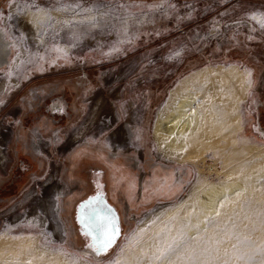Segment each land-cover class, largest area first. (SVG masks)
Here are the masks:
<instances>
[{
	"label": "rangeland",
	"instance_id": "374dc122",
	"mask_svg": "<svg viewBox=\"0 0 264 264\" xmlns=\"http://www.w3.org/2000/svg\"><path fill=\"white\" fill-rule=\"evenodd\" d=\"M3 2L2 152L20 108L5 94L15 92L17 81L45 80L31 87L32 97L38 88L72 95L64 98L67 127L56 136L64 147L47 146L43 163L36 159L20 185L2 193L0 264H158L149 258L180 231L194 238L193 251L176 264H244L237 255L264 248V0ZM220 63L237 64L243 78L224 83L213 97L206 91L200 144L183 155L188 160L162 149L153 128L173 92ZM85 144L100 156L98 166L109 168L110 192L121 206V193L133 202L150 195L123 209L122 234L99 257L78 240L73 220L76 202L92 190L69 168L71 154ZM2 166L0 183L21 173ZM216 185L224 194L201 224L194 219L198 199ZM76 186L83 187L78 194ZM261 259L257 253L253 264Z\"/></svg>",
	"mask_w": 264,
	"mask_h": 264
},
{
	"label": "flooded vegetation",
	"instance_id": "af4514ba",
	"mask_svg": "<svg viewBox=\"0 0 264 264\" xmlns=\"http://www.w3.org/2000/svg\"><path fill=\"white\" fill-rule=\"evenodd\" d=\"M43 82H45V80L38 81L32 86L41 84ZM31 84V79L19 80L16 82V84L13 85V87L15 86V92L13 94H5V96L8 95L7 99L9 103L14 104L15 102H17L20 108L17 111L15 123L11 129L12 133L10 136L11 140L9 150H7L6 153H3L2 149L0 148L2 163H4L6 155L4 166L1 165L2 163L0 164V166H2L3 169L5 168V166H11V173L13 172L14 168H17L21 173H18V171L14 172L9 180L0 183L1 202L6 199L5 196H2V193L4 191L6 192V190H12V184L14 185V187H18L20 185L19 178L21 180L24 177V171H29L36 167V159H39V164L43 163L48 152L47 146L53 147L54 145L58 144L59 148L64 147L61 139L57 138L56 136L58 133H62V131L67 127H65L67 123L64 125V122H66L70 117V101H67L64 98H66L65 95L71 98L72 92L68 94L69 91H65V94L63 95L61 89L58 91H54L55 93L53 92L47 95L46 93L41 92V88H38L35 91V95L32 97ZM8 89L9 88H7V90ZM10 90L11 88L8 91ZM48 135H53V139H47ZM89 146L90 145L88 144L80 146L70 156L69 168L72 171V175H74L76 179L79 180L80 184L81 181L85 184L88 183L92 189L89 193L86 194V196L80 198L76 202L73 220L75 223L76 236L78 240L82 241L85 244L84 246L86 249H88L89 252L99 257L102 255H97L94 251L86 247V245L88 243H91L92 241L91 237H86L84 235L83 227L80 226L79 221L77 220L76 209L78 204L89 196L98 195L101 198L104 197L118 216L120 234L116 239L117 242L122 234L123 209L125 207L128 209L137 207L138 204L142 203V198H136L135 202H133L131 197L128 198V196L121 193L124 200V207L121 206L122 201H117L116 198H113L110 192V176L108 175L109 168H107L106 171V168L104 166H98L101 165L98 162L100 156H96V152L93 149L89 148ZM6 161H8V163ZM13 176H16L17 178ZM78 188L76 186V188H74L75 191L73 192L77 191L78 194V191H81L83 189V187L80 186H78Z\"/></svg>",
	"mask_w": 264,
	"mask_h": 264
},
{
	"label": "bare ground",
	"instance_id": "6f19581e",
	"mask_svg": "<svg viewBox=\"0 0 264 264\" xmlns=\"http://www.w3.org/2000/svg\"><path fill=\"white\" fill-rule=\"evenodd\" d=\"M2 46L3 45L0 44V47ZM242 78L243 75L240 73L239 66L234 63H220L206 69H201L197 73H194V75L192 74V76L186 78L184 83L173 92L169 105L166 110L159 114V120H157L153 128V135L162 149L166 148L171 153H179V155L183 156L185 153H188L193 146L200 144L202 132L206 130L203 121L208 115L206 111H209L206 109V105L208 104L204 105L202 102L207 95L206 91L208 95L213 97L215 93H217V95L218 93L221 94L220 91L224 83H238ZM228 86L231 85L228 83ZM229 90H231L230 87ZM232 93L234 96L236 95L234 91ZM217 95L216 98H219L220 96ZM221 99L222 98H220V100ZM220 100L217 101L220 102ZM198 155L200 154H197L196 157H198ZM183 158L186 159V156H183ZM1 163L2 156L0 154V164ZM238 185L242 187L243 184L239 181ZM204 194L207 195V198L202 200V194L199 197L197 203L199 209L196 214L197 217L194 218L199 219L201 224L205 215L214 210V205L220 199L219 195L224 194V187L221 185L210 186L204 191Z\"/></svg>",
	"mask_w": 264,
	"mask_h": 264
},
{
	"label": "snow or ice",
	"instance_id": "6c2138e0",
	"mask_svg": "<svg viewBox=\"0 0 264 264\" xmlns=\"http://www.w3.org/2000/svg\"><path fill=\"white\" fill-rule=\"evenodd\" d=\"M260 23L264 25V16H262ZM82 209L78 219L83 226L84 235L91 237L92 241L86 247L97 255L108 253L115 243L116 237L120 234L116 218L112 215V210L103 204L99 196L84 202ZM216 215L218 216L219 212ZM205 219L206 222L211 223L213 218L206 217ZM143 231L141 229V232ZM190 239L194 238H190L183 231H180L178 235L172 236L161 244L149 259L158 262V264L160 262L162 264H176L177 261L190 260L193 251L189 248ZM257 253L264 257V248H255L249 253L239 254L236 259L244 261V264H253ZM109 264H122V262L112 260ZM259 264H264V259H261Z\"/></svg>",
	"mask_w": 264,
	"mask_h": 264
},
{
	"label": "water",
	"instance_id": "95a60500",
	"mask_svg": "<svg viewBox=\"0 0 264 264\" xmlns=\"http://www.w3.org/2000/svg\"><path fill=\"white\" fill-rule=\"evenodd\" d=\"M98 195H96V196H89L88 198H86V199H84L83 201H81L79 204H78V206H77V209H76V213H77V220L79 221V219H78V217H79V215L81 214V212H82V205H84V202H86V201H89L91 198H93V197H97ZM103 197V196H102ZM99 198L103 201V204L104 205H106L107 206V208H110L111 210H112V214H113V209H112V207H111V205H109L108 204V202L105 200V198L103 197V198H101L100 196H99ZM114 217L116 218V221H117V225H118V227H119V224H118V216H117V214L114 212ZM79 224H80V226H82L81 225V223H80V221H79ZM83 227V226H82ZM119 230H120V228H119ZM119 237V235L116 237V239ZM115 243H116V241H115ZM115 243L113 244V246L115 245ZM112 246V247H113Z\"/></svg>",
	"mask_w": 264,
	"mask_h": 264
},
{
	"label": "crops",
	"instance_id": "0c3cea01",
	"mask_svg": "<svg viewBox=\"0 0 264 264\" xmlns=\"http://www.w3.org/2000/svg\"><path fill=\"white\" fill-rule=\"evenodd\" d=\"M5 5V2H3V0H0V7H2V6H4ZM2 12V11H1ZM1 12H0V14H1ZM1 16V15H0ZM2 35H4L3 34V32H0V38H2ZM0 44H1V42H0ZM4 49H3V47H0V56H1V58H0V60L1 61H5V59H6V57H7V55H6V57H5V54H4ZM6 53V52H5ZM7 54V53H6ZM3 63H6V61L5 62H0V64H3ZM6 81V80H5ZM126 134V132L124 133V135ZM150 172V171H149ZM139 197H141V196H139ZM148 197H150V195H148V196H146L145 198L143 197L142 199H146V198H148Z\"/></svg>",
	"mask_w": 264,
	"mask_h": 264
}]
</instances>
